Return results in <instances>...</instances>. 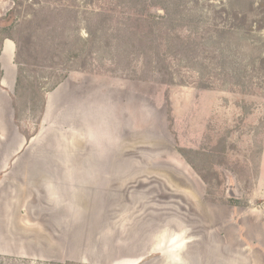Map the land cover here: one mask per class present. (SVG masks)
I'll list each match as a JSON object with an SVG mask.
<instances>
[{
	"label": "rangeland",
	"instance_id": "374dc122",
	"mask_svg": "<svg viewBox=\"0 0 264 264\" xmlns=\"http://www.w3.org/2000/svg\"><path fill=\"white\" fill-rule=\"evenodd\" d=\"M263 18L264 0H0V75L49 171L28 197L44 238L0 264H130L159 230L179 253L147 263L264 264Z\"/></svg>",
	"mask_w": 264,
	"mask_h": 264
},
{
	"label": "crops",
	"instance_id": "0c3cea01",
	"mask_svg": "<svg viewBox=\"0 0 264 264\" xmlns=\"http://www.w3.org/2000/svg\"><path fill=\"white\" fill-rule=\"evenodd\" d=\"M8 41L10 42V40L3 41L1 53L4 52L5 48L9 49V53L11 52L12 48L8 45ZM12 78L14 81L10 82L6 80V73L0 75V253L17 254L27 252L28 247L21 245L22 238L28 236L37 240L44 238L43 234L37 235L40 231L39 225L32 219V206L30 203L28 204V197L33 195L35 172L41 173L37 180L39 184L44 185L48 180L45 175L49 171L46 167L35 168L34 160L42 157L33 149L32 144L35 139L32 137L27 141L25 136L18 130L15 120V101L11 89L16 82V73H13L11 78L9 75V79ZM46 108L41 119V128L38 135L44 132ZM3 113H5V116H3ZM91 169L89 172H91ZM164 233L163 230H159L158 233L149 236L148 241H150V244L147 246L143 244V251L138 250L137 259L130 264H151L147 263L145 259H147L148 254L154 251L160 254L164 253L166 257L172 256V258L178 254L180 250L178 246L167 249L161 247L162 243L159 240L163 238ZM223 237L226 241V237L235 238L236 235L233 231L231 233L225 231ZM185 241L188 242L186 239ZM185 248H181V251H188V246ZM223 253H226V249ZM172 258H168L159 264H182ZM221 262L219 261V263ZM222 264H226L224 258Z\"/></svg>",
	"mask_w": 264,
	"mask_h": 264
},
{
	"label": "trees",
	"instance_id": "16d2710c",
	"mask_svg": "<svg viewBox=\"0 0 264 264\" xmlns=\"http://www.w3.org/2000/svg\"><path fill=\"white\" fill-rule=\"evenodd\" d=\"M10 15H13L12 10L9 11V12L7 13V15H6V20H7V18L10 17ZM243 18H244V17H243ZM244 20H245V19H244ZM263 23H264V18L262 19L261 22H258L259 27L262 28L261 25H262ZM6 28H8V27H6ZM6 28H5V26H4L3 30L5 31ZM8 30H10V29L8 28ZM4 31H3L2 35H1V38H0V45L2 44V42H3L4 39H10V40L14 41L13 36L9 35V33H4ZM26 136H27V135H25L26 140L29 141V139H30L31 137H26Z\"/></svg>",
	"mask_w": 264,
	"mask_h": 264
},
{
	"label": "water",
	"instance_id": "95a60500",
	"mask_svg": "<svg viewBox=\"0 0 264 264\" xmlns=\"http://www.w3.org/2000/svg\"><path fill=\"white\" fill-rule=\"evenodd\" d=\"M226 194L232 198H239V195H237V193L235 192V190L233 188V184L231 182L228 183V187L226 189Z\"/></svg>",
	"mask_w": 264,
	"mask_h": 264
}]
</instances>
